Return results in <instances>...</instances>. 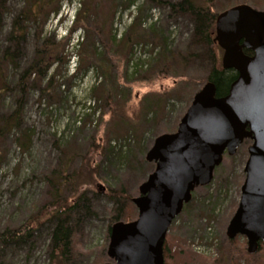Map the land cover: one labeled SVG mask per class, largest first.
<instances>
[{
  "label": "rangeland",
  "instance_id": "1",
  "mask_svg": "<svg viewBox=\"0 0 264 264\" xmlns=\"http://www.w3.org/2000/svg\"><path fill=\"white\" fill-rule=\"evenodd\" d=\"M212 1L216 15L236 5L264 9V0ZM129 2L135 4L127 8ZM145 2L67 0L60 2L57 15L52 13L58 7L53 4L49 18L41 25L40 38L35 39L36 29L27 23L26 43L18 51L14 67L3 66L6 83L14 88L19 74L32 61L36 46L44 39L61 44L60 65L53 66L45 79L30 78L24 94H5L0 101V120L17 111L14 117L19 125L18 130L3 132L0 140V233L19 228L28 218L40 215L41 208L51 203L50 184H58L61 201L75 202L84 194L95 214L79 223L76 253L72 251L65 264L108 261L105 230L107 219L115 214L106 193L123 190L126 206L131 204L136 211L131 200L137 198L139 185L154 168L153 163L143 166L139 161L145 159L158 135L177 129L209 74V63L189 53L191 23L169 19L165 8L150 10ZM0 3L4 7L0 50L9 48L12 53L15 47L6 40L15 16L26 6L22 0ZM137 7H143V14L131 35L141 42L130 43L128 30L138 15L133 13ZM153 23L168 38L166 51L174 58L170 66L163 64L156 40L153 42L146 34L141 37ZM215 51L217 67L221 68L222 52L218 46ZM47 87L50 91L45 97L43 89ZM109 94L111 98L106 101ZM25 134L31 137L23 140L28 146L24 149L20 137ZM135 138L140 140V148ZM124 157L131 164L123 163ZM246 157L247 144H243L234 155L223 156L210 186L195 190L192 201L167 235L174 257L183 251L196 258L194 264H234L230 248L238 244L246 250V239L237 237L230 241L226 237V227L240 198ZM207 197L216 203L215 209L209 203L203 204ZM32 235L31 241L22 246L0 247V264H56L50 259L49 225L35 228ZM197 247L205 250L198 251ZM261 248L264 244L255 255L248 254L251 257L247 262L264 264ZM182 262L183 257H176L170 264Z\"/></svg>",
  "mask_w": 264,
  "mask_h": 264
},
{
  "label": "water",
  "instance_id": "2",
  "mask_svg": "<svg viewBox=\"0 0 264 264\" xmlns=\"http://www.w3.org/2000/svg\"><path fill=\"white\" fill-rule=\"evenodd\" d=\"M221 67L236 80L216 96L214 83L196 93L174 133L155 138L145 161L154 164L132 200L136 219L110 230L106 264H164L168 228L198 187H206L226 153L251 142L238 207L226 237L247 239L255 254L264 241V9L236 5L215 18Z\"/></svg>",
  "mask_w": 264,
  "mask_h": 264
},
{
  "label": "trees",
  "instance_id": "3",
  "mask_svg": "<svg viewBox=\"0 0 264 264\" xmlns=\"http://www.w3.org/2000/svg\"><path fill=\"white\" fill-rule=\"evenodd\" d=\"M67 0H48L47 3H44L42 0H22L24 6H26V9L23 11L21 10L17 16H15V19L11 26V32L9 33L7 37V42L14 45L15 50L10 53V49L6 48L3 50V52L0 50V101L3 95L10 94L12 92H19L20 95L24 94L26 92V85L30 78L34 77L36 81H39L40 79H45L51 70V68L57 67L62 62V53L60 54V45H56L53 40L51 39H44L36 48L34 49V56L32 61L28 63V67L23 70L21 74H19V78L17 80V83L14 88H10V86L6 83V76H4L3 72V66L5 64L12 65L14 67L15 59L17 58V54L19 56L18 51L21 49V46L26 43L25 39L28 35V29L26 27L27 23L32 24L35 29V39L38 40L40 36L43 34V30L41 25L43 26L45 21L49 18V8L54 6L53 4L57 5L58 7L53 9V14L60 13L59 12V6L60 2H66ZM123 1V2H122ZM115 0V2L124 3L126 0ZM145 5L150 6L149 9L152 8H165L167 10L168 18L176 20L179 19H186L188 22L191 23V34H192V47H190L189 53H193L191 57L198 58L199 60H205L206 63H209V74L206 77V82L209 81L211 83L215 84L216 87V96L222 97L228 92L229 85L236 80V74L232 70H222V67H217V56H216V44L213 43L215 33H214V27H215V18L216 14L213 13L212 0H176L173 1H166V0H145ZM116 4V7L118 6ZM135 3L129 2L127 5V8L129 6H133ZM144 5V6H145ZM2 8L3 5L0 3V22L2 18ZM134 8V7H133ZM143 7H137L135 10L137 12H133L137 15L136 18H133V20L130 23V28L128 30V36L130 40H127L128 42H141V40L135 38V36L131 35L132 31L138 27L140 24H138V21L143 14ZM115 10V8H114ZM45 20V21H44ZM74 27H77L76 24L78 20L75 21ZM43 23V24H42ZM156 24H150L148 28L145 30L146 32H142L141 37L146 34V36H149L153 42L156 40V44L158 47H160V54L161 59L163 61V64L167 67L170 66L172 58L169 53L166 51L168 48V38L166 36L162 35V31H159L155 26ZM140 30V28H139ZM1 34V30H0ZM128 38V39H129ZM136 40V41H135ZM19 43H22V45L19 47ZM199 51V54H197ZM21 53V52H20ZM168 56L164 58V56ZM149 65H151V61L148 62ZM48 91H50V88L47 87L43 89V95L46 97V94H48ZM108 98H111L110 94L107 95V98L105 99L108 101ZM101 100L100 96H98V101ZM22 101H19V104H21ZM111 106V105H110ZM112 106L110 107V109ZM17 112V111H16ZM14 114H17V113ZM13 115L8 116L5 120H0V140L3 138L5 131H12V130H18L19 125L17 122V117L15 118ZM31 137V136H30ZM27 134H25L23 137L21 136L18 141H20V145H22L25 148H28L27 145L23 144V140L30 138ZM135 141H137V148H140L138 146L139 139L135 138ZM30 140L27 141L29 144ZM92 147H95L92 146ZM2 162V159L0 157V164ZM122 162L131 164L127 158H122ZM143 166L148 165V162H145V159H142L139 161ZM137 162V164L139 165ZM141 166V165H140ZM138 168V167H137ZM150 172V171H149ZM58 184L55 185V183L50 184V190L51 193V203L47 204L46 206L42 207L39 211L40 215H34L30 218H28L22 226L15 229H5L0 233V247H7V246H22L25 243H29L32 238V233H35V228H39L43 224L49 225V247L51 249V255L50 259L51 262H55L56 264H65L67 257L71 255V252L73 251L76 253L77 246H75L77 243H75V233L78 232V225L82 222V220L86 217L91 216L92 214H95V211H92V206L88 200L85 199L84 194L80 195V198L76 199L75 202H69V201H61L60 200V193L61 191L56 188ZM210 186V185H209ZM111 191V192H109ZM106 194V199L111 201L113 203V214L110 215V217L107 219L108 225L106 227L105 233H106V243H108L109 236H110V230L115 223L118 222H124L127 223L129 221H132L136 218V211L132 208L131 204L128 203V206H126L127 198H125V194L123 190L112 191L109 190ZM206 198V197H205ZM203 198V200L205 199ZM202 200V201H203ZM211 197H207V199L204 200V203H209L211 206V209H215V202H210ZM215 200V199H214ZM130 201V200H129ZM201 201V204H202ZM189 204V203H188ZM187 204V205H188ZM202 204V205H203ZM206 204V205H207ZM186 205V206H187ZM185 206V208H187ZM134 211V212H133ZM165 244L163 247V254H164V263L170 264L174 260H176V257L181 258L183 257V264H194V261L196 258L190 257L188 253H185L183 251H179L178 256H173L171 254V244L168 243V237L165 239ZM235 243V242H233ZM263 245V243L260 244L259 248ZM260 250L264 251V248H261ZM231 254L233 255L232 262L234 264H239L240 261H245L247 264H250L247 262V259L251 256L248 255L245 248L240 247L238 244L232 248H230ZM69 261V258H68ZM206 261V260H204ZM196 262V261H195Z\"/></svg>",
  "mask_w": 264,
  "mask_h": 264
},
{
  "label": "flooded vegetation",
  "instance_id": "4",
  "mask_svg": "<svg viewBox=\"0 0 264 264\" xmlns=\"http://www.w3.org/2000/svg\"><path fill=\"white\" fill-rule=\"evenodd\" d=\"M214 44H215V43H214ZM221 52H222V51H221ZM250 143H251V142H248V144H247V149L249 148ZM224 156L227 157L226 154H225ZM214 173H215V172H214ZM192 198H193V196H192ZM263 244H264V242H263Z\"/></svg>",
  "mask_w": 264,
  "mask_h": 264
},
{
  "label": "built area",
  "instance_id": "5",
  "mask_svg": "<svg viewBox=\"0 0 264 264\" xmlns=\"http://www.w3.org/2000/svg\"><path fill=\"white\" fill-rule=\"evenodd\" d=\"M197 250H198V251H201V250H202L201 252H203V249H201V248H198Z\"/></svg>",
  "mask_w": 264,
  "mask_h": 264
},
{
  "label": "bare ground",
  "instance_id": "6",
  "mask_svg": "<svg viewBox=\"0 0 264 264\" xmlns=\"http://www.w3.org/2000/svg\"><path fill=\"white\" fill-rule=\"evenodd\" d=\"M21 45H22V43H19V45H18V46L20 47Z\"/></svg>",
  "mask_w": 264,
  "mask_h": 264
}]
</instances>
